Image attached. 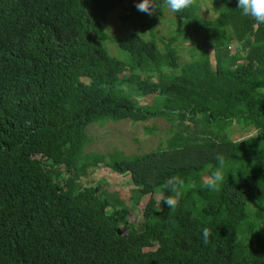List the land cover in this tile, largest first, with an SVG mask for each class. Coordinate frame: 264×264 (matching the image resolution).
<instances>
[{
    "label": "trees",
    "instance_id": "16d2710c",
    "mask_svg": "<svg viewBox=\"0 0 264 264\" xmlns=\"http://www.w3.org/2000/svg\"><path fill=\"white\" fill-rule=\"evenodd\" d=\"M136 2L0 0V264H264V24L237 0H213L212 18L188 0L159 37L166 0ZM118 6L132 32L113 38ZM125 119L157 143L87 150L92 125ZM101 165L131 176L133 208L150 194L142 219L107 181L83 182ZM171 175L185 186L170 209Z\"/></svg>",
    "mask_w": 264,
    "mask_h": 264
},
{
    "label": "rangeland",
    "instance_id": "374dc122",
    "mask_svg": "<svg viewBox=\"0 0 264 264\" xmlns=\"http://www.w3.org/2000/svg\"><path fill=\"white\" fill-rule=\"evenodd\" d=\"M126 4H128V2H126ZM198 4L200 6V13L203 16L208 18L217 16L218 13L216 14L215 9L213 8V0H198ZM123 12L124 8L122 6H118L117 8L113 9L110 15L109 32L113 38L124 37L125 35L132 32V28H124L120 23L121 21L119 20V16ZM175 18V13L171 12L170 10L164 13L157 27V35L159 37L169 36L171 30L176 28V25H173ZM178 45L180 48L182 61L186 62L190 57L189 46L187 44H183L182 41H180ZM238 47L239 46H237L236 42L234 45H232L231 49L236 51ZM110 48L112 51L111 53H118L116 43H110ZM121 57L126 58V55L121 54ZM149 124L151 123L149 122ZM156 124L162 129L166 128L167 126L166 122L162 119H160L159 122H156ZM143 131L144 128L141 123H133L129 119L118 122L110 121L105 125L96 123L89 128L92 141L87 147V150L111 151L114 148H118L124 153L131 154L138 150L136 139L140 138L142 140V147L144 149H147L149 146L157 143L155 137L144 138ZM232 132L236 139L247 137L249 134L253 133L251 131L241 130L240 124H234L232 126ZM83 182L88 185L105 182L104 186L109 191L118 192L120 196L125 199L127 206L132 209V212L130 213L131 220H134V218L136 220L142 219L143 209L150 197V194L145 196L136 208H133L134 204L130 196L131 189L134 187V184L129 174H120L113 171L108 166L101 165L100 168H98L94 173H92L86 179H83ZM156 197L158 200H160L162 198V193H157ZM254 204H257V202L252 203L249 201L248 209L250 212L252 211Z\"/></svg>",
    "mask_w": 264,
    "mask_h": 264
},
{
    "label": "clouds",
    "instance_id": "9594fccd",
    "mask_svg": "<svg viewBox=\"0 0 264 264\" xmlns=\"http://www.w3.org/2000/svg\"><path fill=\"white\" fill-rule=\"evenodd\" d=\"M187 4L188 0H166L168 9L173 13H179L183 8L187 7ZM154 7H156V5L153 0H137L136 2V8L140 12L151 14ZM236 7L240 9L242 15L253 18L258 24H264V0H237ZM215 161L216 167L202 183V187L209 191L218 189L224 180V155L217 154ZM184 186V179L178 175H171L164 181V191L167 195L162 199V201L170 209L177 205L178 198L182 194ZM210 235L211 232L209 228L204 226L202 228L204 243L208 242Z\"/></svg>",
    "mask_w": 264,
    "mask_h": 264
}]
</instances>
